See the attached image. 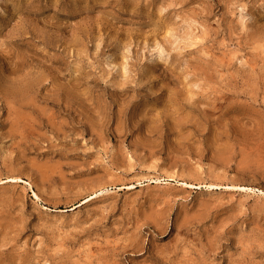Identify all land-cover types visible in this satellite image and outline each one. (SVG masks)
Wrapping results in <instances>:
<instances>
[{"label":"rangeland","instance_id":"1","mask_svg":"<svg viewBox=\"0 0 264 264\" xmlns=\"http://www.w3.org/2000/svg\"><path fill=\"white\" fill-rule=\"evenodd\" d=\"M0 264H264V0H0Z\"/></svg>","mask_w":264,"mask_h":264},{"label":"bare ground","instance_id":"2","mask_svg":"<svg viewBox=\"0 0 264 264\" xmlns=\"http://www.w3.org/2000/svg\"><path fill=\"white\" fill-rule=\"evenodd\" d=\"M34 198H37V196L35 194H33ZM71 209H74V208H71ZM70 210V209H69Z\"/></svg>","mask_w":264,"mask_h":264}]
</instances>
